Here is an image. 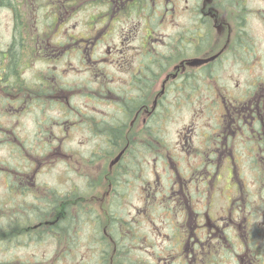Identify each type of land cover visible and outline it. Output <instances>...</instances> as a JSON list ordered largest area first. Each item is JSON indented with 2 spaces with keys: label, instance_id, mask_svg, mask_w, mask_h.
Returning <instances> with one entry per match:
<instances>
[{
  "label": "flooded vegetation",
  "instance_id": "af4514ba",
  "mask_svg": "<svg viewBox=\"0 0 264 264\" xmlns=\"http://www.w3.org/2000/svg\"><path fill=\"white\" fill-rule=\"evenodd\" d=\"M245 7V0H0V10L10 9L13 14L9 41L3 43L0 39V108L7 106L9 114L15 117V129L11 132L17 131L19 136L26 137L47 136L49 143L47 141L41 146L46 149L56 147V152L61 153V137L71 135L70 132L76 130L77 134L80 132L87 137L84 142L85 149L81 150L87 161H94L100 157L101 152L109 154L104 158L109 159V164L113 157L119 155L118 161L108 165L106 172L110 180H107L106 175L102 178L105 183L109 181L107 191L102 192V199L92 206L89 205L87 209L83 208L87 210L84 212L86 214L89 211L94 217L100 216L105 200L107 199V204L115 194L113 168L121 164L128 154L133 142L131 136H145L148 139L157 135L159 159L164 160L166 168L168 161H174L172 156L162 152L166 146L163 141L165 138L160 134L161 122L166 114H170L166 110L163 112L161 107L168 105L169 109V104L179 102L183 85L182 89L190 88L188 83L195 86V82L190 81V76L194 75L191 71L202 69L207 63L216 61L227 53H239L243 57L254 54L250 53V42L244 44L242 37L245 34ZM225 9H235L239 13L235 21L238 29L233 36ZM158 12L161 21L172 22L170 24L178 23L181 15L187 18L184 20L188 22L187 28H183L186 31H178L177 42L184 37L189 38V49L194 54L200 53V45L203 42L207 45L209 37L208 47L211 50V37L215 33L211 30L216 27L215 23H219V28L226 30L225 39L219 45V40L216 42L215 53H202L191 57L184 56L175 43L169 50L175 55L168 58L169 54L164 52L161 56L153 53V42H161L162 38L151 39L150 30L147 32L145 29V37H142L140 44L141 52L131 48L133 54L119 55L116 52L117 46L112 45L111 48L110 43L105 45L106 50L99 49L102 42L112 37L114 26L118 22L137 18V23L129 24L137 25L143 21L147 25L158 19ZM198 31L202 34L206 32L208 39L199 42ZM132 35L133 29L130 28L126 38H133L135 34ZM57 36L62 37L58 45L52 40ZM113 48V54L105 53H111L110 49ZM53 55L64 58V62L68 61V56H73L78 59V64L80 61L86 63L82 64L84 71H79L75 66L68 67V71L73 68L83 75L82 78L77 77L79 85L94 86L95 81L98 84L94 86L92 93V98L97 101H94L91 108L85 107L86 110L77 112L75 107L70 106L71 102H75L74 96L67 93L68 81L63 80L61 73L65 72L64 68L58 71L56 66L48 64L53 60ZM209 56L215 58L199 66L187 63L191 58ZM33 59L46 64L39 70L41 77L35 75V71L33 73L29 70L31 66L28 64ZM133 64H136V70L133 69ZM48 67L53 68L55 75H49L51 70ZM27 71L31 75H27ZM245 80L237 85L235 95H231L224 105V130L215 137L212 146L206 148L205 158L202 156L204 160L197 166L185 164L183 170L184 174H189L187 178L181 171H175L174 180L166 183L167 188L156 184L153 187L155 189L148 193L149 196L158 195V201L162 202L161 209L165 204L169 226L165 232L162 230L163 232L158 233L162 244H149L145 248L144 264H264V222L250 225L246 220L251 213L248 208L250 200L264 198V79L257 77ZM57 107L60 108L59 113ZM75 112L79 115L77 119L83 118L79 124L63 118L71 113L75 115ZM33 114H42V123L30 127L35 119ZM121 135L130 138L122 144ZM234 147L241 150V156L236 158V153L230 151ZM111 151H114L113 154ZM220 152H226L225 170H218L220 167L217 168L214 160ZM141 157L144 161V156ZM28 162L19 161L15 165L16 177L13 185H10L13 189L8 188V195L0 200L3 202L5 197H9L10 201H15L12 213L16 217L20 232H42L47 236H61L65 239L62 236L64 228L67 229L64 221L61 222V229L58 230L57 227L59 221L68 214V204L57 207L53 206L52 201L70 197L76 202L71 205V210L82 212L83 203L80 198L84 197V191L90 187L85 183L81 189L79 182H71L75 186L73 189L67 188L69 175L66 171L62 174L66 179L59 181L56 178V187H49L47 185L53 181H43L39 177L40 169L44 172L43 162L39 161L32 174L27 175L25 166L29 168V165L23 164ZM35 162L36 160L31 161ZM101 167L99 166V170ZM178 167L182 169L183 165ZM255 169H258V174L254 178L252 170ZM2 178L5 182L8 179L4 176ZM214 178L223 182L218 185V191L211 193L209 187ZM117 181L119 185H125L124 193L127 194L130 179L123 181L117 178ZM200 185L206 188L205 193L199 191ZM212 187L214 188V184ZM34 190L37 194L32 193ZM43 191L45 193L41 196ZM214 195L223 199V202L210 209L209 196L212 198ZM149 196L145 199L146 202L150 201ZM191 200L195 203L203 200L202 206L192 209ZM242 200L244 206L240 204ZM186 210L188 214H184ZM4 212L5 210H0L2 215ZM179 215L187 220L183 228L173 225L174 216ZM165 221L166 219L164 225L167 224ZM245 221L247 223L244 225ZM28 222L33 224L30 226ZM157 229L161 228L155 230ZM181 230L185 234L182 239L179 237ZM148 248L157 252L149 254Z\"/></svg>",
  "mask_w": 264,
  "mask_h": 264
},
{
  "label": "rangeland",
  "instance_id": "374dc122",
  "mask_svg": "<svg viewBox=\"0 0 264 264\" xmlns=\"http://www.w3.org/2000/svg\"><path fill=\"white\" fill-rule=\"evenodd\" d=\"M245 4V34H243L242 37L244 44L250 42L252 45L250 53L254 52V54H247L248 57H243L240 56L239 53H237V55L227 53L216 61L207 63L202 69L197 68V70L191 71L194 74V78L191 75L190 81L195 82V86L193 87L191 83H188L190 88L186 87L182 89L184 87L183 85L180 90L181 96L179 102L169 104L170 110L167 108L168 105H162L161 107L164 110L163 112L166 110L170 114H166L164 120L161 122L162 129L160 134H163L165 138L163 141L166 146V148H163L162 152L168 153L172 156V160L174 159V161H168V166L166 168L164 160L161 158L159 159L158 154L160 150H158L156 144V139L159 137L155 135L152 139V149L146 153V156L144 155V161L141 162L139 155L135 158V156L132 157L133 154H127L121 164L113 168L112 176L115 175V177L112 182H115L117 189L120 186L117 183V178L123 181H125V179H130L129 185L127 186V194L122 190L119 194L117 193L115 195V200L119 203V205L115 206V213L110 209L107 210V205L105 204L107 199L104 204L103 201H100L104 207L100 216L97 215L94 217L93 215L82 213L81 220L84 225L80 227L82 232L76 240L70 244L69 242L66 243L61 236L54 238L52 236H41V234H38L42 232L32 233V237L25 235L16 237L14 232L10 235L5 234V238L11 237V241H9V239H4V249L0 251V264H9L8 262L10 260H27L29 264H78L76 261L82 259L93 264V260L95 259V262H97L98 258L100 259L102 255H108L109 257L111 246L108 245L107 252H104L98 249L96 247L97 245H94L96 248H93L90 242L94 241L91 239H94L98 233H100V236L103 238V236H108L110 231L116 232L114 226L112 227L114 222L117 226L119 225L118 233L122 235V239L126 241V245L131 246L129 261L132 264H140L139 262L144 263L145 248H147L149 244H162L158 237V233L168 230V210H166L165 204L163 205V209H161L162 202L158 201V195L149 196L148 193L151 192L152 189H155L153 187L159 184L167 188L166 183L172 179L174 180L175 171H181L182 175L187 178L189 174H184L183 170L185 164L191 163L194 164V166L199 165L200 162L204 160L202 156L204 157L206 155V148H210L215 137L222 134L224 130V121L222 119V115L225 112L224 105L227 103L228 99H230L231 95H235L237 85L245 79L253 80V78L257 77L264 79V0H245ZM88 12L90 11H87V13ZM222 12H224V10ZM227 12L233 36L235 30L238 29V24L235 23V21L239 13H237L235 9H229ZM78 14L79 12H77L76 15ZM12 16L13 14L10 9L0 10V39L3 43H7L10 39L12 32ZM156 17L158 19L154 23H149L147 25H145L143 21L137 25L129 24L137 23V18L118 22V24L114 26L115 31L112 37L108 41L102 42V44L99 45V49L103 51L106 50L105 45L110 43L111 48L112 45L117 46L116 49H118V51L116 52L120 53L119 55H125L127 53L133 54V51H130L132 50L131 48H136L137 52H141L140 44L142 42V37H145V29H147V32L150 30L149 34H151V39L162 38L161 42L157 40L153 42L154 48L151 47L153 53L156 54V56H161L163 54L162 52H164V54H169L168 58H173L175 55L169 51L171 46L175 45V43H177V46L183 51L184 56L191 57L194 55L199 56L202 53H215V51H217V48H214L215 45H219L225 39L226 30L224 28H219V23H215L217 29L215 27L211 30L213 33L215 32L211 37V50H209L210 47H208L210 44L209 37L207 45L206 43L200 45V47H202V49L199 50L200 53L194 54L190 52L189 49V38L184 37L180 42H177L179 35L178 31L187 28L188 22L184 21L187 18L181 15L178 23L170 24L172 22L166 23V21H161L159 12ZM156 22L158 24H156ZM70 27H72V25H70ZM130 28L133 29V35H135H132L133 38L127 39L126 33ZM70 31H73V29ZM197 34L198 36L200 35V33ZM235 39L236 36L234 37V40ZM52 40L58 45L62 37L57 36ZM183 45L184 47H182ZM138 46H140L139 49H137ZM113 51L114 48L110 49L111 53L107 51L105 53L109 55L113 54ZM55 56L56 55H53V60L48 64L56 66V70L58 71L64 68L65 72L61 73H63V80L68 81L66 84L68 88L67 93L69 96H74L75 102V104L71 102L70 106L75 107L77 112L86 110L85 107L91 108L94 105V101H97L92 98V93L95 90L94 86L96 87L98 84L95 81L94 86L84 87L79 85L77 77L82 78L83 75L73 68L68 71V67L70 66H75L79 71H84L85 68L82 67V64L86 63L80 61L78 64V59L73 56H68V61L66 62H64V58L61 59ZM162 62L164 63V61ZM28 65L31 66L29 70L33 73L35 71V75L38 77L42 76L39 70L46 66V64L36 62L34 59ZM136 68V64H133V69L136 70ZM49 70H51L49 73L50 76L55 75L53 68H49ZM26 74L31 75V72L27 71ZM106 80L110 81L108 78H106ZM81 86L83 88H81ZM59 112L60 108L57 107V113ZM77 112H75V115L71 113L63 118H69L71 121H77L79 124L83 118L77 119L79 117ZM33 117L36 120L33 119L34 123L31 122L30 127L42 123L40 121L43 117L42 114H33ZM12 129H15V117L9 114L7 106L3 109L0 108V172H2L0 173V198L8 195V188L13 189V186L10 185H13V180L16 177L14 175L15 165L19 161H29L23 164V166L29 165V168L25 166V170H27L25 172H27V175H31L38 162H43L42 160H45L42 163L44 172L40 169L39 177L43 181H53L50 182L52 184H48L47 186L56 187L54 184L55 179L57 178L59 181L60 179H66L62 177V174L66 171L69 175V179L67 178L68 180L66 181V184L68 183L66 186L67 188L73 189L75 185H72L71 182H79V187L81 189L85 183L90 187L84 191V197L80 198L83 203L82 208L87 209L89 205L92 206L93 203H97L99 199H102V195L107 191L106 186L109 183V181L105 183L102 179L104 175L108 177L106 171H108L109 159L107 158L104 160V158L109 154L99 152L100 157L96 158L94 161H87L81 151L85 149L84 142L87 138L84 134L82 135L80 132L77 134V131L74 130L70 132L71 135L61 137V153H57L56 150L58 149H56V147L55 149L51 147L46 149L41 146L48 141L49 138H47V136H19L17 131L11 132ZM189 136L191 140H189ZM131 137H133V139L138 138L137 135ZM128 138L130 137L121 135L122 144L125 143ZM186 140L187 143L185 142ZM47 143H49V141ZM230 151L233 154L236 153V158L237 156H241V150L239 148L234 147L230 149ZM113 152L114 151H111L112 154ZM225 156L226 152L216 154L214 160L217 162V168L220 167L218 170H225ZM35 160V163H31V161ZM176 160L177 162H175ZM178 165H183V168L180 169ZM99 166H102L101 170H99ZM234 171H237V169H234ZM252 173L255 178L258 174V169L252 170ZM2 176L8 178L6 182L3 180ZM107 180H110L109 177ZM222 182L223 181L218 182L216 178H214L212 181L214 188L212 187L213 184L209 187L211 193L218 191V185L222 184ZM160 187L163 188L162 186ZM194 191L197 190L194 189ZM199 191L205 193L207 190L204 186L200 185ZM102 192L104 193L102 194ZM32 193L37 194L36 190ZM44 193L45 191H43L41 196H43ZM75 193H77V191H75ZM148 196L150 201L146 202L145 199ZM28 199L31 200V198ZM209 199L211 203L210 209H214L218 204L223 202V199L215 195L212 198L209 196ZM187 201L189 202V200ZM202 201L203 200H199L195 203L191 200V208L201 207ZM14 202L15 201H10L9 197H5L3 202L0 200V210H5L4 213L6 215L12 214V205L15 207ZM170 204L173 203L170 201ZM240 204L244 206V200H242ZM248 208L251 209V213H249L246 218L248 224H262V222H264V198L260 199L257 197L255 200H250ZM184 214H188L187 210L184 211ZM118 215H120L119 218H117ZM122 216L126 218L127 222L120 224ZM9 217L10 216L6 218L5 216L6 219ZM165 219V222L168 223L164 225ZM174 219L173 225H176V227L179 226L183 228L184 225L187 224V220H183V217L180 215L178 217L174 216ZM96 222L99 224L97 230L94 228ZM117 222H119V224ZM246 223L247 221L244 222V225ZM32 224L33 222H28V225L31 226ZM109 226H111L110 229ZM156 228L161 229L155 230ZM74 231H76L75 227ZM146 234H149V236ZM183 235H185L184 230H181L179 232V237L182 239ZM146 236L148 238H146ZM153 252L155 254L157 250L154 251L153 249H149L147 253L152 254ZM120 257L122 258L121 255ZM113 262V257L110 256V261L108 259V263L106 264H113Z\"/></svg>",
  "mask_w": 264,
  "mask_h": 264
},
{
  "label": "trees",
  "instance_id": "16d2710c",
  "mask_svg": "<svg viewBox=\"0 0 264 264\" xmlns=\"http://www.w3.org/2000/svg\"><path fill=\"white\" fill-rule=\"evenodd\" d=\"M246 9V7H245ZM197 33H200L199 31ZM209 35L207 36L206 32L204 34L200 33V35L197 37L198 41L200 42L201 40L202 41H205V39H208ZM183 39V38H182ZM204 43V42H203ZM184 47V45L182 46ZM202 49V48H201ZM215 69V68H214ZM156 120V119H155ZM155 137V135H153L152 137H149L148 139H145V136L144 137H138L137 139H133V142H131V145H130V148L128 150V154H133L132 157L135 156L141 158V162L143 161L142 160V156H144V154L147 153V151H150L151 147H152V139ZM144 139H145V142H144ZM145 148V151L144 149ZM146 148H147V151H146ZM142 154H141V153ZM141 154V155H140ZM119 180V179H118ZM123 185V184H122ZM122 185H120L118 187V189L116 188L115 189V194L112 196V198L109 200L108 204L107 205V210H111L112 212L115 213L114 209H115V206L116 205H119V203H117V201L115 200V195L118 193H120V191L124 190V188H122ZM71 197H74V196H71ZM75 201L72 200V198L68 197V198H62V199H59V200H56L54 199L52 201L53 203V206H57V207H61L62 204H68L67 209L68 210V214L67 216L60 220L59 221V227H57V229H61V222L64 221V225L67 226V229L64 228L63 230V234L62 236L65 237V241L66 243L69 242V244L71 242H73L74 240H76V238L81 234V229L80 227L84 226L83 225V222L81 220L82 216L81 214L84 213V212H87V210H83L82 208V212L81 211H75L73 212L71 210V205L74 204ZM89 214L87 215H92L91 212L88 211ZM85 214V213H84ZM10 216L8 219L5 218ZM120 215L117 216V218H119ZM4 218H5V221H4ZM80 220V221H79ZM0 235L2 237H0V250H3L2 248H4V239H9V241H11V237H6L5 238V234H8L10 235L12 232L15 233L16 237H21V236H30L27 232H20L18 230V224L16 222V217L13 216V213L12 214H9V215H6L5 213H3V215L0 213ZM82 222V223H81ZM127 220L124 216H122V220L120 221V224H123V223H126ZM119 224V222H117ZM110 224V223H109ZM82 225V226H81ZM115 222L114 224L112 225V227L114 226V228L116 229V232L115 231H110L109 235L108 236H100V233L96 234V236L94 237V239H91L92 241L94 242H90L92 245H93V248H98V249H101L103 250L104 252H107V246H111L110 247V255L108 257V255H102V257L98 260L97 262H95V259L93 260V264H106L108 263V259L110 261V256L113 257V264H132L130 261H129V252H130V249H131V246H127L126 245V241H124L122 239V235H120L118 233V226L116 225L115 227ZM74 227L76 229V231H74ZM111 226H109V229H110ZM94 228L95 230H97L99 228L98 226V223L96 222L94 224ZM57 230V231H58ZM98 237V238H97ZM98 243V244H96ZM112 243H114L113 245L116 246V254L112 255V249H113V245H111ZM94 245H97L96 247H94ZM109 252V251H108ZM120 255L122 256V258L120 257ZM24 261H27V260H24ZM24 261H21L17 263V261H12L10 260L8 263L9 264H27L26 262ZM76 263L78 264H92V263H89V261H85L84 259L82 260H79V261H76ZM110 264V263H109Z\"/></svg>",
  "mask_w": 264,
  "mask_h": 264
},
{
  "label": "water",
  "instance_id": "95a60500",
  "mask_svg": "<svg viewBox=\"0 0 264 264\" xmlns=\"http://www.w3.org/2000/svg\"><path fill=\"white\" fill-rule=\"evenodd\" d=\"M213 58H214V56H210V57H207V58H191V59H189L187 61V63L189 65H200V64L205 63V62H207V61H209V60H211ZM117 157H116V159H117Z\"/></svg>",
  "mask_w": 264,
  "mask_h": 264
}]
</instances>
